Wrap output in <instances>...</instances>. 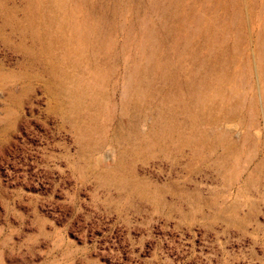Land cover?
Instances as JSON below:
<instances>
[{
	"label": "rangeland",
	"instance_id": "rangeland-1",
	"mask_svg": "<svg viewBox=\"0 0 264 264\" xmlns=\"http://www.w3.org/2000/svg\"><path fill=\"white\" fill-rule=\"evenodd\" d=\"M0 264H264V0H0Z\"/></svg>",
	"mask_w": 264,
	"mask_h": 264
},
{
	"label": "bare ground",
	"instance_id": "bare-ground-1",
	"mask_svg": "<svg viewBox=\"0 0 264 264\" xmlns=\"http://www.w3.org/2000/svg\"><path fill=\"white\" fill-rule=\"evenodd\" d=\"M186 8H187V7H186ZM101 12H102V8H101ZM96 13H97V12H96ZM176 13H177V12H176ZM176 13H175V14H176ZM99 16H100V15H99ZM180 16H181V15H180ZM188 16H189V15H188ZM178 18H179V17H178ZM183 18H184V17H183ZM189 19L191 20V17H190ZM184 20H185V19H184ZM186 20H187V19H186ZM182 22H183V21H182ZM185 22H186V21H185ZM181 24H183V23H181ZM207 24H208V22H207ZM223 24H224V23H223ZM223 24H222V25H223ZM217 25H218V23H217ZM222 25H221V26H222ZM224 25H225V24H224ZM224 25H223V26H224ZM209 26H210V24H209ZM221 26H220V27H221ZM185 27H187V25H185ZM185 27H184V28H185ZM229 27H230V26H229ZM208 28H209V27H208ZM181 30H182V29H181ZM205 30H206V29H205ZM210 30H212V28H210ZM210 30H209V31H210ZM226 32H227V31H226ZM177 33H178V32H177ZM208 33H209V32H208ZM211 33H212V31H211ZM209 35H211V34H209ZM212 35H213V34H212ZM206 36H207V35H206ZM171 37H172V36H171ZM176 37H177V36H176ZM216 37H217V36H216ZM204 38H205V37H204ZM208 38H209V37H208ZM214 38H215V37H214ZM208 42H209V41H208Z\"/></svg>",
	"mask_w": 264,
	"mask_h": 264
}]
</instances>
